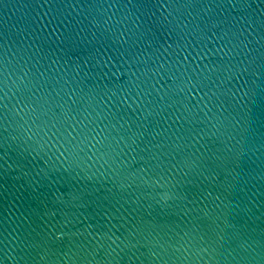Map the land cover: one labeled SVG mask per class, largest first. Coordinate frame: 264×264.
<instances>
[{
    "label": "water",
    "instance_id": "water-1",
    "mask_svg": "<svg viewBox=\"0 0 264 264\" xmlns=\"http://www.w3.org/2000/svg\"><path fill=\"white\" fill-rule=\"evenodd\" d=\"M0 264H264V0H0Z\"/></svg>",
    "mask_w": 264,
    "mask_h": 264
}]
</instances>
